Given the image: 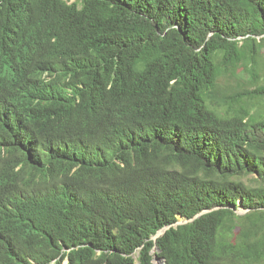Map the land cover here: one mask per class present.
Wrapping results in <instances>:
<instances>
[{
	"label": "trees",
	"instance_id": "1",
	"mask_svg": "<svg viewBox=\"0 0 264 264\" xmlns=\"http://www.w3.org/2000/svg\"><path fill=\"white\" fill-rule=\"evenodd\" d=\"M166 226L163 264H264V0H0V264Z\"/></svg>",
	"mask_w": 264,
	"mask_h": 264
},
{
	"label": "water",
	"instance_id": "2",
	"mask_svg": "<svg viewBox=\"0 0 264 264\" xmlns=\"http://www.w3.org/2000/svg\"><path fill=\"white\" fill-rule=\"evenodd\" d=\"M237 213H240L241 214V212L239 211V210H237L236 211ZM191 220H193V218L192 219H182V218H180L176 223H174L173 225L174 226H177V225H180V224H184V223H187V222H189V221H191ZM170 226H166V227H163V228H161L160 230H158L153 236H151V240L154 242V245H153V247H152V249H151V251H150V254L153 256V259H152V263L153 264H163L164 263V259L163 258H159L158 256H157V254L158 253H160V249H159V247L157 246V244H156V240H157V238H159L160 236H162L164 233H165V231L169 228Z\"/></svg>",
	"mask_w": 264,
	"mask_h": 264
},
{
	"label": "rangeland",
	"instance_id": "3",
	"mask_svg": "<svg viewBox=\"0 0 264 264\" xmlns=\"http://www.w3.org/2000/svg\"><path fill=\"white\" fill-rule=\"evenodd\" d=\"M239 211H240L241 213H244V212H245L242 208H239Z\"/></svg>",
	"mask_w": 264,
	"mask_h": 264
},
{
	"label": "bare ground",
	"instance_id": "4",
	"mask_svg": "<svg viewBox=\"0 0 264 264\" xmlns=\"http://www.w3.org/2000/svg\"><path fill=\"white\" fill-rule=\"evenodd\" d=\"M96 181V180H95ZM53 201V200H52Z\"/></svg>",
	"mask_w": 264,
	"mask_h": 264
}]
</instances>
